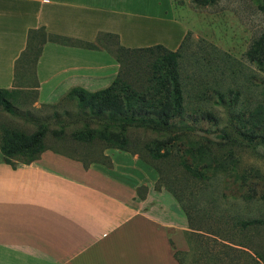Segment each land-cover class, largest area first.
Masks as SVG:
<instances>
[{"label": "crops", "instance_id": "1", "mask_svg": "<svg viewBox=\"0 0 264 264\" xmlns=\"http://www.w3.org/2000/svg\"><path fill=\"white\" fill-rule=\"evenodd\" d=\"M38 27L72 40L114 34L124 47L171 50L186 31L171 0H0V88H15V62ZM119 70L104 48L47 41L34 66L38 99L106 88ZM105 154L111 167L85 168L52 149L12 167L0 152V264H180L174 252L189 250L187 221L155 189L157 170L128 151ZM141 185L147 191L138 196Z\"/></svg>", "mask_w": 264, "mask_h": 264}, {"label": "rangeland", "instance_id": "2", "mask_svg": "<svg viewBox=\"0 0 264 264\" xmlns=\"http://www.w3.org/2000/svg\"><path fill=\"white\" fill-rule=\"evenodd\" d=\"M171 2L174 16L186 26L177 49L180 52L178 61L184 106L189 114L187 127L183 131L176 129L171 132L179 133V143L173 146L171 153L176 154L182 145L193 143L210 148L216 154L209 156L217 158L221 157L222 151L218 146L221 142L226 154L223 159H233L236 170L254 174L256 179L251 183L255 182L259 193L264 179V144L251 147L234 140L236 128L243 129V123L256 122L258 106H264V64L246 55L253 42L264 33V0ZM115 40L107 36L98 45L115 51ZM122 59L124 68H127L126 54ZM34 84L33 63L21 62L17 68L16 85L9 98L16 113L0 108V129L6 126L31 133L37 123L47 122L46 146L79 155L83 148L74 140L72 131L82 126L84 117L76 115L80 110L77 100L64 96L54 103H43L38 99ZM219 94L224 98L223 103L219 101ZM66 111L72 115L65 114ZM62 126L63 132L59 129ZM53 130H58L61 138L55 136ZM131 135L137 139L139 147L157 137L155 132L144 129H136ZM147 159L159 166L163 173L162 182H167L177 191L191 214L192 224L198 228L195 231L187 229L192 244L188 251L179 254L182 264H254L253 250L262 248L264 251V226L242 234L233 223L237 219L264 217L261 200L244 199L235 190H222L221 196L223 184L220 178L211 183H178L180 170L169 153L159 160L150 156ZM160 191L174 200L171 209L187 221L182 204L174 194L165 187ZM210 230L213 232H208ZM217 232H222L225 237ZM242 241L248 242L250 249L243 247ZM258 264L264 263L260 261Z\"/></svg>", "mask_w": 264, "mask_h": 264}, {"label": "trees", "instance_id": "3", "mask_svg": "<svg viewBox=\"0 0 264 264\" xmlns=\"http://www.w3.org/2000/svg\"><path fill=\"white\" fill-rule=\"evenodd\" d=\"M107 36L116 39V42H114L116 45L115 51L112 48L98 45V42ZM47 41L74 44L90 49L104 48L117 59L120 70L112 83L106 88L91 92L82 87H74L66 95L77 100L80 110L76 112V115L84 117L82 126H78L72 131L74 140L81 144L83 148L79 155L46 146L45 136L49 128L48 123L40 122L37 123L36 129L31 133L6 126L0 129V152L4 162L12 167H16L18 163H31L38 159L43 151L52 149L81 161L85 168L93 162H100L107 167H111L112 161L105 154V149L116 148L136 154L154 167L159 174L155 189L160 190L165 187L174 194L181 205L182 200L177 191L167 182H162L163 173L159 166L147 159V156H150L154 160H159L169 153L175 159L180 170L181 176L177 180L178 183L187 184L195 181L211 183L220 178L221 185L223 184V188L220 190L221 196L223 195L222 190H235L244 199L258 198L264 203V179H262L263 188L258 193L255 182L251 183L256 179L254 174L250 171L236 170L233 159L228 161L223 159L226 154L221 142L218 143L219 149L222 151L221 157L217 158L209 156V154H216L210 148L208 150L206 146L201 144L196 146L193 143L182 145L176 154L171 153L173 146L179 143L177 142L179 133L171 134V132L177 131L176 129L183 131L187 127L186 121L189 119V114L184 106L178 61L180 52L178 49L171 50L163 44L124 47L118 43L117 36L114 34H103V36L100 34L95 42L72 40L68 37L50 34L44 27H38L28 30L26 47L15 62V78H17V68L21 62H32L35 66L43 44ZM124 54H126L128 61L127 68L123 66L122 55ZM246 55L251 60L264 64V33L253 42L252 46L246 51ZM262 69L264 70V68ZM37 86L35 77L34 87ZM12 93V89L0 88V108L15 114L16 112L9 99ZM219 99L220 103H223L222 94H219ZM65 114L72 115L69 111H66ZM257 114L256 122H249L248 125L243 123V129L236 128L237 136H235V140H232L251 147L264 144V106H258ZM55 115L59 116V113L55 112ZM208 115L212 117L211 113H208ZM63 127L59 128L61 132L64 131ZM136 129L153 131L157 134V137L144 142L139 147L137 139H134L131 135ZM52 133L57 136L58 130H53ZM57 137L61 138V135ZM74 149L78 150L77 148ZM251 184L254 187H251ZM146 191L147 186L141 185L137 187L136 193L138 196H143ZM181 207L187 217L189 229L192 231L198 229L192 224L191 214L187 208L183 204ZM233 225L237 226L243 234L264 226V217L237 219ZM188 231L186 230V238L191 248L192 242L188 236ZM208 232H213V230ZM217 233L225 237L222 232ZM247 243L245 241L241 242L243 247L250 249V245ZM243 251L252 257L249 252ZM185 252L178 250L174 252V256L180 264L182 262L178 256L180 253ZM253 252L255 256V259L253 257V263L258 264L260 261L264 263L262 248L254 249Z\"/></svg>", "mask_w": 264, "mask_h": 264}]
</instances>
